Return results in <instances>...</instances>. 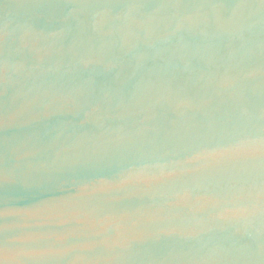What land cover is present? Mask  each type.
<instances>
[{
	"label": "water",
	"instance_id": "95a60500",
	"mask_svg": "<svg viewBox=\"0 0 264 264\" xmlns=\"http://www.w3.org/2000/svg\"><path fill=\"white\" fill-rule=\"evenodd\" d=\"M0 264H264V0H0Z\"/></svg>",
	"mask_w": 264,
	"mask_h": 264
}]
</instances>
